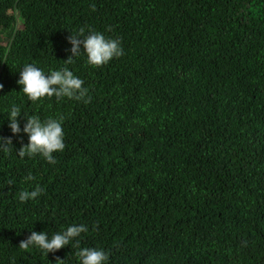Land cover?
<instances>
[{
	"label": "trees",
	"instance_id": "1",
	"mask_svg": "<svg viewBox=\"0 0 264 264\" xmlns=\"http://www.w3.org/2000/svg\"><path fill=\"white\" fill-rule=\"evenodd\" d=\"M82 28L124 55L94 67L81 46L66 64ZM26 64L67 67L90 102L31 101L17 83ZM0 84L15 158L29 137L12 133L13 105L21 129L30 115L63 116L66 145L55 164L0 156V264H81L83 247L106 264H264V0H0ZM56 194L68 213L50 209ZM74 224L88 231L55 253L19 248Z\"/></svg>",
	"mask_w": 264,
	"mask_h": 264
},
{
	"label": "clouds",
	"instance_id": "2",
	"mask_svg": "<svg viewBox=\"0 0 264 264\" xmlns=\"http://www.w3.org/2000/svg\"><path fill=\"white\" fill-rule=\"evenodd\" d=\"M67 39L72 45L70 49L72 55L65 61L66 64L73 63V58L81 54V46L87 54V63L94 67H102L112 59L124 55L120 40L107 38L100 32L93 31L90 35L85 36L84 29L82 28L78 34L72 33ZM17 83L23 86L22 92L33 102L44 97L50 98L53 96L57 98L67 97L78 101L84 100L85 103L90 102L91 99L87 97L88 89L83 86L84 81L75 76L67 67L51 71L50 74H45L43 70L33 64H26L20 72V79ZM3 87V84H0V90ZM86 97L87 99H85ZM20 115V109L13 105L9 113V127L12 133L19 135L23 131L29 137L27 145H23L21 138L22 147L18 151V156L24 158L25 156L34 157L39 154L49 163L55 164L56 160L53 153L63 151L66 147L62 127L64 117L60 116L58 119L49 118L41 121L38 116L30 115L27 116V122L23 129H21L18 121ZM12 143L13 141L10 137L5 138L0 136V151H3L5 154L9 153L12 150ZM34 179L31 174L25 177L26 181ZM42 192L43 189L39 186L34 191H22L19 194V200L21 202L35 200ZM87 231L88 227L83 224L71 225L66 230L55 233L51 238L48 237L46 231H32L27 239L20 242L19 248L27 250L30 246H35L47 254L55 253L70 245L73 240ZM75 254L80 258L81 264H106L109 259V254L103 249L81 248ZM64 261L57 257L56 264H64Z\"/></svg>",
	"mask_w": 264,
	"mask_h": 264
},
{
	"label": "rangeland",
	"instance_id": "3",
	"mask_svg": "<svg viewBox=\"0 0 264 264\" xmlns=\"http://www.w3.org/2000/svg\"><path fill=\"white\" fill-rule=\"evenodd\" d=\"M33 2H36L37 4L39 5H42V6H49L52 2V0H32ZM115 11H117L118 14H120L121 16L125 15L126 14V11H119L117 9L114 8ZM16 27L20 28L21 27V19H17L16 21ZM2 45H5V43H1ZM135 89L134 87H132V92H134ZM137 102V101H136ZM136 102L131 106V108L128 110V112H130L131 110H133L135 108V105H136ZM29 141H27L25 138L23 140V145H27ZM22 147V143H21V146L20 148ZM19 151V150H18ZM11 155L4 161L6 163H9L11 161H18L20 164H22L23 166H27V165H30L33 163V161H31L32 159H34L35 157H39L40 155L37 154L36 156L34 157H28V156H25L24 158H20L19 156L17 158L14 157L15 155V150H11ZM4 152L3 151H0V156L3 154ZM17 155H18V152H17ZM31 161V162H30ZM2 176V175H1ZM50 209L51 210H60L62 213H68V210H67V207L65 205V198H64V195L60 196L59 194H56L53 198H50ZM65 228V226H57L56 225V229L58 231H63ZM56 232V231H55ZM53 233V232H52ZM49 234V233H48ZM120 235V232L118 233V236ZM84 248V247H83Z\"/></svg>",
	"mask_w": 264,
	"mask_h": 264
}]
</instances>
